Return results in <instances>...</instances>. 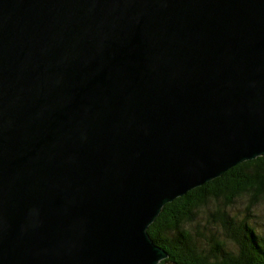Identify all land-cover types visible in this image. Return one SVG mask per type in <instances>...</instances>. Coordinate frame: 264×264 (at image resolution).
Segmentation results:
<instances>
[{"label":"water","instance_id":"water-1","mask_svg":"<svg viewBox=\"0 0 264 264\" xmlns=\"http://www.w3.org/2000/svg\"><path fill=\"white\" fill-rule=\"evenodd\" d=\"M264 156V0H0V264H162L165 206Z\"/></svg>","mask_w":264,"mask_h":264},{"label":"trees","instance_id":"trees-1","mask_svg":"<svg viewBox=\"0 0 264 264\" xmlns=\"http://www.w3.org/2000/svg\"><path fill=\"white\" fill-rule=\"evenodd\" d=\"M243 196L249 200L247 207L234 206ZM210 200L214 209L209 207ZM262 203L264 156L244 162L167 204L149 228L153 240L170 254L162 264H264V232H256L251 225L264 207ZM232 206L244 218L231 215ZM201 211H205L211 228L198 227L204 232L197 234L190 226L201 220ZM213 226L223 232L213 230ZM229 243L234 247L228 248Z\"/></svg>","mask_w":264,"mask_h":264},{"label":"rangeland","instance_id":"rangeland-1","mask_svg":"<svg viewBox=\"0 0 264 264\" xmlns=\"http://www.w3.org/2000/svg\"><path fill=\"white\" fill-rule=\"evenodd\" d=\"M209 202H210V204H209L210 209H214L215 208L214 202L211 200ZM236 202L234 203V206H241V208H245V207H247L249 200H248L247 196H243V198L237 199ZM262 205L264 206V203H262ZM234 206L229 208V212L231 213V215H233V216L236 215L238 217V219L244 218V216H239L238 214H236V212L234 211ZM258 213H259L258 218L257 217L254 218L253 221H251V225L255 228L256 232L263 233L264 232V207H261L260 210H258ZM200 218H201V220L199 222H194L190 226L192 231L194 233H197V234L204 232L202 229L197 230L198 227H203V226H209L210 227V225L206 221L207 219H206L205 211H201ZM213 230H217L219 233L223 232L222 229H217L216 226H213ZM230 247H234V246L231 245V243H229L228 248H230Z\"/></svg>","mask_w":264,"mask_h":264}]
</instances>
